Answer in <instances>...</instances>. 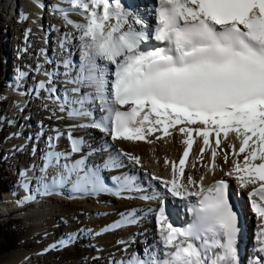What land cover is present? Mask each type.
<instances>
[{
    "label": "snow or ice",
    "instance_id": "6c2138e0",
    "mask_svg": "<svg viewBox=\"0 0 264 264\" xmlns=\"http://www.w3.org/2000/svg\"><path fill=\"white\" fill-rule=\"evenodd\" d=\"M67 2L68 9L54 7L80 32L81 59L75 75L71 61H64L66 83L75 86L56 95V100L59 110L69 117L92 118L70 128H99L114 140L144 141L156 131L169 136L170 129L179 125L184 137L179 166L166 160L171 163L172 179L162 183L173 197L198 198L188 208L194 220L186 228L174 227L161 209L156 222L162 257L149 261L134 258L128 264H238L240 229L228 183L221 179L190 190L189 185L196 181L187 176L184 183L181 177L195 142L193 133L203 139L198 159L211 148L212 167L221 135L225 140L234 135L239 149L229 146L234 156L244 154L243 163L233 160L227 175H235L241 187L253 186L248 193L252 209L264 221V0H156L153 20L127 10L120 0ZM73 10L83 15L85 22L71 20L67 12ZM25 75L18 70L17 79ZM44 87L41 81L37 90ZM83 88L90 91L82 92ZM47 91L56 93V88ZM97 105L106 113L100 120L94 118ZM197 124L202 127H190ZM54 133L48 138L37 177L40 195L67 188L71 193L110 192L119 197L140 190L128 177H112V185L106 182L102 170L120 167L116 159L109 158L102 165L88 164L86 156L71 161L73 153L82 151L84 139L69 131L70 150L57 151L55 141L63 133L55 129ZM210 134L216 137L215 147ZM124 155L140 163L139 157ZM23 186L27 190V184ZM34 198V194L24 197ZM121 221L135 224V210L122 214ZM258 239L259 252L264 253V223Z\"/></svg>",
    "mask_w": 264,
    "mask_h": 264
},
{
    "label": "rangeland",
    "instance_id": "374dc122",
    "mask_svg": "<svg viewBox=\"0 0 264 264\" xmlns=\"http://www.w3.org/2000/svg\"><path fill=\"white\" fill-rule=\"evenodd\" d=\"M15 1H16L17 7H18L19 11H21V13H19V12L15 13L14 12V14L12 13V14H10L8 16L4 12H1V14H0V85L3 84L6 81L7 76L10 75V72H14V74H15V66H13V65H15V63H17L15 61L16 59L18 61L21 56L23 58H25V57L26 58L27 57L28 58L29 57L38 58V56H39V47L41 46L40 43H39V39L36 36L37 32L35 31V28L33 27V22H32V19H31V15H29V13L25 14L24 10L26 8L24 9L23 7H21V6L24 5V3H23L24 0H15ZM14 3L15 2H12V0H0V8L3 7V9L11 11L12 10L11 7L14 6ZM18 17H20V18H18ZM49 18H52V17L49 16V15L45 16L46 22L49 20ZM64 21H66V20H64ZM69 25L67 27V23L64 24L62 22V29H64L66 31L68 28L73 26L71 24H69ZM49 26L51 27V25H49ZM53 28H54L53 32L55 30H57L55 25H54ZM58 28H59V26H58ZM61 31H60V33H61ZM53 32L51 31V34L54 36L55 33H53ZM29 36H30V38H29ZM56 36H58V38H59V29H58V34ZM72 38L73 37H71V39L70 38L69 39L72 40ZM15 41H17V42H15ZM17 46H18V48L16 50ZM55 50L57 52L56 48H55ZM17 52L20 53V54L18 55ZM53 55H55V53ZM23 58H21V60ZM76 58H77V60H80L79 56H77ZM2 59H4V63H3ZM33 62L35 63V67H37V66H39L41 64L40 62H38V59L34 60ZM4 66L6 68V72L5 73H4V70H3ZM13 68H14V71H13ZM32 72L34 73V75L36 74L35 73L36 71H32ZM82 91L83 92L87 91V88H83ZM88 91H90V89ZM3 93H5V92H0V118L3 119V123H2L3 125H2L1 130H0V160L2 159L4 153H7V151H5V150L8 147L6 145V143H4L2 141V139L4 137H6V136H9L8 132L11 131L10 130L11 128L10 129L8 128L9 124L7 123L8 122V118L6 116V114L10 113L8 109L12 106L11 105V99H10V104H9V107H8L9 100H8L7 97H5L3 95ZM6 93H8V92H6ZM14 93H17V92L15 91ZM35 95L37 96V94H35ZM32 102L33 101H31V103ZM31 103H30V105H31ZM46 103L47 102H42V104H46ZM27 107H29V106L26 105V108L24 110H26L28 113L31 112V111H29V108L33 107V106L31 105L29 108H27ZM96 110H97V112H96ZM56 111H58V112H56ZM22 112L23 111H21V113ZM32 112H34V114L37 113V115L39 117V118L37 117L38 120L45 127V129H44V131H45L44 132L45 133L44 138L45 139L44 140H40V143L38 144V151H37L38 154L34 155L33 151H30V153H28V154L26 152V154H24V156H23V154H21L22 157H20V159H18L17 157L13 158L12 165L14 163H18V165L19 164L20 165L23 164V166H25L24 168H27V167H29V165L34 163V164H36V165H34V168H36L38 170L37 173L39 174L38 176H40L41 174L39 172L41 171V168L38 167V164L39 163H43V159L42 158H43L44 150L47 149V142H48V139L46 140V138H49V136H54L55 135L54 129L55 130L59 129V131L61 133H63V135L60 136L59 138H64V139L67 140L68 132L69 131H71V132L75 131V129L79 130L80 127L70 128V126L72 124L67 123L66 117L68 118L69 116L67 115L66 111L62 112L59 109L55 108L52 111L43 110V112H42L41 107L38 106V108L35 109V110L33 108ZM100 112H101V110H100V108L97 105L96 108L94 109V118L96 120L99 118V116L97 117V114L100 115ZM37 115L33 116V119H32L33 122L35 120H37L36 119ZM72 118L80 119L82 123L91 122V120H92L91 117L84 118V119L83 118H79V117H72ZM20 122H21V120H20ZM52 123H53V126H51ZM91 128L92 129H98V131H99L98 133H100L101 130H102V129H99V128L88 127V129H91ZM81 129H83L84 131L87 130V128H81ZM84 131L79 136V138H83L84 141H85L84 145L82 146V151L79 152V154L77 153L78 155L76 153H73L74 155H72L70 157L71 161L77 160L79 158V156H81V155L87 157L86 162L89 163L90 165H92V164L102 165L103 162L105 160H108L109 158L116 159L117 163L120 165V167H117L115 169L114 168H110V169H103L102 170V174L103 175H107L108 177H109L110 174H114V170L115 171L116 170L117 171H123L122 170L123 168H127V163H125L124 161H126V162H130L131 161L133 163V165H135V166L141 165V164H137L135 161L130 160L129 157L124 155V152L120 148V146L116 145L115 143L113 144L112 141H110V145L112 143L113 144V148H111L109 146V144H107V141L105 139H103L102 137L99 136L97 138L99 139L100 142H99V144H97L98 143L97 138L89 137L88 134L84 133ZM37 137H39V136H37ZM87 139H88V141H87ZM9 140H11V138L8 137V141ZM94 140L96 141L95 144H93ZM57 141L58 140L55 141V145H56ZM67 144H68V148L66 147V148H63V149H65V150L66 149H68V150L70 149V142L67 143ZM57 149H59V146H58ZM65 150H62V151L68 152V150L67 151H65ZM23 157H25L26 159L22 160ZM29 157H30L31 160H27ZM122 157H123V159H121ZM101 160H103V161L101 162ZM24 161L26 162V164H25ZM35 162H39V163H35ZM39 166H40V164H39ZM41 167H42V165H41ZM16 168H17V166L16 167H12V166L9 167L10 170H14V173H15ZM138 168H140V167H138ZM154 168L153 167L151 168L149 166H144V168H140L141 173H138L137 177H135V181L137 180V182L136 183L134 182V178H133V181H132L133 184L135 183L134 187L135 188H139L140 190L139 191H132L133 192V197H130L127 200L122 199L121 197H127L128 195L119 196L118 197L116 195L111 194L110 192H102L101 194H99L100 196H104V197H113V199L110 200L109 202L104 201V200L96 201L95 197H97L99 195L98 194H89V193L73 194L74 196L70 197L69 201H68L67 196L71 195V192H69L68 189L65 188V193L67 195H64V193H61V192L60 193H56V194H59L58 197H60V198H57V199L60 201V203H56L55 204V202H54L51 205L50 204L51 199L49 198V196H51L50 194H48V195H40L37 192V177L38 176H35L33 178V180L35 181L34 185L30 186L28 184V190H29V188H31V190H33L34 194H36V195L38 194L39 198L36 199L37 200L36 203L33 201L34 199H31L34 204L32 203L33 205H31L29 207V210L17 215V216H19V220H16L14 218V216H12V215H10L11 217L9 216L10 218H8V219H5V218L1 219L0 218V230L5 232L7 238H9L10 236L14 237L13 246H12L11 249L2 248V247H4L5 244L8 243V241L6 239L2 238V236L0 237V256H2L4 254H7L9 252H12V251H17V250L23 251V252H25V253H27L29 255L36 256V255H34L36 250L34 251V249H25V248H23V243H28V244H31L32 246H34V245L39 246L42 243V241H45V240L48 243V239L46 237H43L42 234H41L42 231H45V232L48 233V236L52 237L53 241L56 242V243H52L51 242L50 244L47 245V247L45 249H42V250H39V251L37 250L38 251L37 252L38 255L39 254L40 255L38 257H35V260H33L32 264H54V263H52V261H50V259L49 260L45 259L46 252H51V253L54 254V253H56L57 250H59V251L65 250L67 248V245L65 244L64 247H62L59 244L63 245V242L67 243L66 241L71 239L70 235H68L69 238H67V239L65 237H61V235H58V229L62 228L63 231L66 234L73 233L74 231H76L78 229V231L82 230L83 234L85 235V236L82 237V241L83 240L85 241L84 242L85 244L82 247H85L84 252H86V255L84 257L77 258L76 259V263L77 264H87V263H89V264H120L119 260L121 259L120 257L122 256V252H124L125 248H127L128 251L133 253V254L139 253V251H141L140 253L142 255L145 254V256H146L144 258V260L149 261L152 257L157 256V252L158 251H156L153 255L151 254L152 253V248H153V246H152L153 243L150 244L149 247L152 246L150 249L146 250L145 253L143 251V250H145V247L143 246L144 244L142 245V242L145 243V239L144 238L146 237L145 235L147 233L145 231H146L147 225H148L147 220L143 216L142 217H137L136 218L137 222L135 224H129V225H126V226H123V227L116 228L117 231L114 234L118 233L122 229L126 230L124 232V234L126 232L128 234L129 233L136 234L128 242H125L123 244L122 242H120L123 238H120V240H119V237L117 235H114L112 238L109 239L108 242L100 243L101 245H103V249L106 252V257H102L101 249L98 248V247L96 248V244H93L94 241L92 240V234H91V231H90L91 229L85 227V224L81 223V222H83L85 220V222L88 221V222H90L92 224H95L96 221L103 220V219H108V218H110L109 215L114 214L117 211V210L114 211L115 207H117V206L118 207L122 206L124 209H129V211H131V206L132 207H136V206H139L141 204H145L147 207H150L154 203L153 202L154 201V196H156V195H152L153 194L152 193L153 192L152 189H149L146 186H142V183L146 181V178L149 179L150 177L151 178L159 177V179H154L153 178L156 181V185L157 186L161 185V187H165L164 184L161 181L166 180L164 178L163 173L160 170H158V171L155 170ZM157 169H158V167H157ZM4 170H5L4 168H2V167L0 168V178L4 181V184L6 186L7 185L8 186L9 185L13 186V183H15L16 180L14 179V181H12V178H8L6 180L8 171H7V174H5ZM51 170L52 169H49V172ZM28 172L31 173L30 170H28ZM37 173H36V175H37ZM50 173H49V175H50ZM34 175H35V173H34ZM27 177L29 178L30 176L27 175ZM221 177L226 178L223 175H221ZM226 179L230 180L231 188L232 187L236 188L238 186L236 184L235 179L233 180V179H231L229 177L226 178ZM182 182H184V181H182ZM184 183H186V182H184ZM198 183H199V181L196 182V184H198ZM195 185H191V186L193 187ZM189 187H190V185H189ZM22 193H23V191L20 192V195ZM51 194L55 195V194H53V192ZM60 194L62 196H60ZM2 195H4V197H8V199L4 198L3 200H1L0 201L1 205H3L5 201L8 202L9 201V197L11 195L14 196L15 194H11V193L8 194L7 193V194H2ZM143 195H148L150 197L153 196V198L152 199H148V200H144V199L140 198ZM170 195H171V193H170ZM73 200H74V202L78 201L79 204L83 203V205H89V207L93 208L94 212L92 213V218H90L88 216L86 217L85 211H83V216L84 217L82 216V217H80V219L75 217V216H73V212L70 209H68V206H67V204L70 203ZM27 202L29 204L30 200L26 201V203ZM112 203H115V204H112ZM79 207H80V205H79ZM38 214H43V215H40V218L42 220H39L38 217H37V220L33 218V215H37L38 216ZM13 215H15V214H13ZM17 216H16V218H17ZM29 216H30V218H29ZM112 216H116V214H114ZM250 218H251L252 222L262 223L261 221H258V219H255L254 215L252 217L250 216ZM254 219H255V221H254ZM249 222L251 223V221H249ZM254 226L256 227V225H254ZM102 228L105 230L106 229V225L103 226ZM150 230L154 231L155 234H156V231H159V227L155 226L154 229L150 228ZM106 232H108V231L105 230V231H103V233H102V231L101 232H97L96 231L95 233L97 235H104ZM158 236H159V234H158ZM142 238H143V241H142ZM62 239H64V241ZM73 239H75V238H73ZM247 239H248V237H247ZM254 239H255V235L253 234V231H252V233H250V235H249V242H246L247 243L246 249L248 250L247 251L248 257L243 259L241 264H253V263L255 264V263H257V261L260 264L261 261H259V260L261 258H258L256 256V254H255L256 249H257V247H255L256 246L255 244H257V242H255ZM57 242H59V243H57ZM128 243L129 244L130 243H136V244L134 246L133 245H129V246L126 247V244H128ZM67 244L71 245L72 243L70 244V242H69ZM60 247H62V249ZM105 247H106V249H105ZM114 247H118L117 250H114ZM118 255H119V257H117ZM115 259H117V260L114 262ZM123 264H125V263H123Z\"/></svg>",
    "mask_w": 264,
    "mask_h": 264
},
{
    "label": "bare ground",
    "instance_id": "6f19581e",
    "mask_svg": "<svg viewBox=\"0 0 264 264\" xmlns=\"http://www.w3.org/2000/svg\"><path fill=\"white\" fill-rule=\"evenodd\" d=\"M63 1H61V2L63 3ZM65 3H67V2H65ZM32 5L33 4H31V6H30L29 3H26L25 4V8L29 12V15L30 14L31 15L34 14L33 13V10H32L33 9V6ZM2 8L3 7H1L0 9H2ZM11 9H12V7H11ZM73 11H75V10H73ZM16 12H18V11H16V8H15V13ZM19 13H21V11ZM44 19H45V17H44ZM49 19H52V18H49ZM83 19H84L83 21H85V18H83ZM72 20L74 21L75 19L73 18ZM50 24H52V23L49 21L47 23V25L49 26ZM54 25L56 26V29L59 26V28H58L59 29V38L58 39H61V41L60 42H57V44L54 47V48L57 49V52L62 51V48L64 47V48H67L66 49V52L67 53H69V52H72L73 53L72 56H71V58H70V60H73V58H76L77 56H79L81 58V47H80L81 41L78 39V37L80 35V32L77 29L73 28V26L70 27V28H68L65 31L64 29H62L61 23L60 24L59 23H56ZM36 27H38V26L36 25ZM43 27H45V26H43ZM60 31H61V33H60ZM51 35L52 34H49V36H51ZM71 37H73L72 40H70ZM29 38H30V36H29ZM41 38H43V33H42ZM47 39H48V36H47ZM61 42H63V46L59 47V44ZM17 48H18V46L16 47V50H17ZM19 54L20 53H18V55ZM39 55H40V52H39ZM21 58H23V57L22 56L20 57V59L17 61V64H20L21 61H26L25 60L26 57L23 58L22 60H21ZM2 61L4 63V59H2ZM33 68H34V66H33ZM3 70H4V73H5L6 72L5 66H4ZM54 82H56V80H54ZM38 93L41 94L40 92H38ZM40 98H42L43 100L47 101V96H45L44 94H41V97ZM31 101L32 100L30 99L28 101L29 104L27 102L26 105L30 107L31 106L30 105ZM9 104H10V101H9ZM31 104H33V102ZM26 105H25V108H26ZM29 107H27V108H29ZM33 108H35V107L34 106L33 107H30L29 108V111H32ZM55 108L57 109L58 107H55ZM25 111L26 110H24L23 112H25ZM56 112H58V111H56ZM15 115L17 116V114H15ZM15 121H16V119H15ZM26 121H27V119H26ZM16 122H18V120ZM40 124H41V122H40ZM27 125L29 126V124H27ZM40 127H43V125L41 124ZM190 127H193V128H195V127H202V125H198L197 124V125H191ZM178 128H179V125H177V127L175 129H170L171 135H169V136H164L161 131L153 132L144 141H129V140H124V139H115L114 140L111 136H108L107 135V132L101 130L102 133L101 132L98 133L99 132L98 129H92V128H91L92 130L87 128V130H85V131L83 129H81V128L80 129L78 128L79 130H76L75 129V131H72L71 133L76 138H79V136L81 135V133H83V131H84L85 134H88V136L89 137H92V138H97V137L100 136V137H102L103 139H105L107 141V144H109V146L111 148H113V144L115 143L116 145L120 146V148L123 150L124 154L127 153V154H130L132 156L139 157V159H140V163L139 164H141V165L135 166V165H133V163L131 161L130 162L124 161L125 163H127V168H123V169L121 168L123 171H117V170L115 171L114 170V172L116 173V176H120V177H130V175H132V174L141 173L140 168H144V166H149L151 168L152 167L154 168L156 166L154 168L155 170H157V171L160 170L163 173L164 178L166 180H171L172 179V167H171V163H165V161L166 160L169 161V162H173L174 161V162H176L177 166H179V160H180V157L183 154V150H184V147H185V145L182 143V140L184 139V137L178 131ZM57 130L59 131V129H57ZM37 136H39V137H37ZM44 136H45V134L33 136L32 138H35L36 141L33 142V143H29V146L33 147V145H35L34 147H35V150L37 151L38 144L40 143V140H44L45 139ZM158 136L161 137V138L160 139H157ZM193 137H194V141L195 142L193 144V147L190 149L189 156L186 159V163H185V167H184V173H185V175L183 177H181V180H182V179H186L187 176H191L194 181H196V182L199 181V183L196 184L195 186H193V188L191 190H197V189H199V187L201 185H203V186H206V185L209 186V185H211V183H212L213 180L219 178V176H221V175H223L224 177H229V178H231L233 180L235 179V181H238L236 179L235 175H232V176L227 175V173L230 172L232 170V168H233V160H237L241 164L243 163V156H244V154L241 153L239 156H234L233 155V148H231L229 146V145H235L236 150L239 149V141L236 140V138H235L234 135L230 134L229 135V138L227 140H225L223 138V136L221 135V138H220L221 139V143H220L219 147L217 148V155H216L215 161H214L215 167H212V165H213V158H212L211 148H206L205 151H204V153H203V158L202 159H198V157L201 155L200 148L203 147V139H202V137L196 136L195 133H193ZM209 139H210L211 146L212 147H215L216 146L215 145V140H216L215 135L214 134H210ZM65 140L66 139H64V138H59L58 139V141L56 143V150L57 151L65 150L63 148H66V147L68 148V144L67 143H69V140L68 139L66 141ZM97 140H98V143L97 144H99L100 141H99L98 138H97ZM87 141H88V139H87ZM110 141H112L113 144L111 143V145H110ZM95 142L96 141L94 140V143L93 144H95ZM58 146H59V149H57ZM33 150H34V148H33ZM47 150L48 149H45L44 152H46ZM67 150L68 149H66L65 151H67ZM9 152H11V150H9ZM12 153H13L12 159L15 158V157H17L18 159H20V157H22V155L20 153H18V151L16 149H13L12 150ZM36 154H38V152H34V155H36ZM72 155H74V154H72ZM81 156H79V157H81ZM126 156L128 157V155H126ZM225 156H227V160H225ZM25 159L26 158L23 157L22 160H25ZM121 159H123V157ZM27 160H31L30 157ZM102 161L103 160H101V162ZM35 163H39V162H35ZM39 164H40V166H39ZM39 164H38V167L41 168V165L43 163H39ZM34 165H36V164L33 163V164L29 165V167H28L29 168L28 170L31 171V173L28 172L29 173L28 176H30L29 178H31L30 179V182L28 183L30 186L34 185V182L35 181L33 180V178L35 176H38L39 175L37 173L38 170L36 168H34ZM23 167H25V166H23ZM138 167H140V168H138ZM157 167H158V169H157ZM50 172H49L50 175H52L53 174V170H51ZM34 173H35V175H34ZM36 173H37V175H36ZM39 173L41 174V171ZM116 176H113V177H116ZM201 177L203 178L202 180H201ZM111 179H112V177H111ZM238 183H239V181H238ZM15 184H16V181L14 183V187H15ZM251 186L252 185H249L248 187H241L240 186V190H241L242 193H245L246 192V189L249 188V187H251ZM18 189H19V192H17L14 196L11 195L9 197V201L8 202L5 201L3 205L0 204V218H5V216H8L9 217L10 215H13V214L16 215V214L23 213V212L29 210V207L34 204L31 199H30L29 204H28V202L26 203V201H28V200H25L24 199V197L28 196V194H27L28 192L31 191V193L34 194L33 190H31V188H29L30 191L29 190L27 191L22 186H20L19 188H17V190ZM22 191L24 192V193H22V196H23L22 199L17 200L18 197L20 196V192H22ZM56 193L57 192H53V194H55V195L50 194L51 196H49V198L51 199V202H50L51 205L54 202H55V204L56 203H60V201L57 199V198H60V197H58L59 194H56ZM61 193H65V189H63L61 191ZM34 196H35V198H34L33 201L36 203V201H37L36 199L39 198V196H38V194L37 195L34 194ZM72 196H74V195L71 194V195H68L67 196L68 201H69V198L72 197ZM4 198L5 199H8V197H4ZM248 198L250 199V197H248ZM112 199H113V197H104V196H100V195L97 196V197H95V200L96 201H98V200H104V201L109 202ZM22 205H24L23 208L17 210V208H20ZM79 205H80V207H79ZM67 206H68V209H70L73 212V216H75V217H77L79 219H80V217L83 216V211H85L86 217L88 216V217L92 218V213L94 212L93 211L94 209L91 208V207H89V205H83V203L82 204L81 203L79 204L78 201L77 202H74V200H73L70 203H68ZM7 208H11L12 210L11 211H4ZM128 212H129V209H124L122 206H119L117 208V211L114 213V214H116V216H112L114 214H111V215H109L110 218L96 221L95 224H92V223H90L88 221L85 222V220L83 222H81V223H84L85 224V227L91 229L90 231H91V234H92V240L94 241L93 244H96V248L98 247V248L101 249V251H102V257H106V252L103 249V245H101L100 243H102V242H104V243L108 242L109 239L112 238L114 235H117L119 237V240H120V238L125 237L128 233L126 232L124 234V232L126 230H123V229L120 230L116 234H114L115 232H112V233L106 232L104 235H97L95 232L98 229H102L101 228V225L102 226H105L106 225L105 223L108 220L109 221L112 220V219L117 220L119 218V216H122V214H127ZM40 215H43V214H38V216L37 215H33V218L37 220V217H38L39 220H42L40 218ZM254 217H255V219H258V221H261V218L258 217L257 215H254ZM29 218H30V216H29ZM252 223H254V222H252ZM244 224L246 226H248L251 223L249 222V220H245L244 221ZM255 228H256V233L258 234L260 232V227L256 226ZM150 233H152V234L149 237V234ZM41 234H42L43 237H46L48 239V243L46 242V240L45 241H42V243L39 246H36V245L32 246L31 244L23 243V248H25V249H34V251L36 250L35 253H34V255H36V256L29 255V254H27V253H25L23 251H19V250L12 251V252H9L7 254H4V255L0 256V264H32L33 260H35V257H38L40 255V254L38 255V253H37L39 250L45 249L47 247V245L50 244L51 242L52 243H56V242L53 241V238L52 237L48 236V233L47 232L42 231ZM158 234H159V231H156V234H155L154 231L149 230L146 233V235H145L146 236V239L145 238L144 239L146 240V242L144 243L143 246L145 247V245H146L147 242H151L152 241L153 248H152V253L151 254L153 255V251L156 248V251H158L157 252V256L160 257L161 254H163V249H162V245L159 243V236H158ZM239 234H241V236L243 237V238L241 237V239L239 238L240 242H241V240H242V242H241V245L237 248L238 264H241L242 261H243V259H245L246 257H248V254H247V251L248 250L246 251V248H245V244H246V242H247L248 239L246 238V234H244V232H242V233L240 232ZM58 235H61V237H65L66 239L69 238L68 235H70V238L71 239L68 240V241H66V242L67 243L70 242V244L71 243L72 244L71 245H68L67 243H64L63 242L64 239H62L63 240L62 241L63 242V245L62 244H59V245L62 246V247H64V245L66 244L67 245V248L65 250H63V251L57 250L56 253H54V254L51 253V252H46L45 251L46 252L45 259H47V260L50 259V261H52V263H54V264H71V263L73 264L74 262H75L74 264H77L76 263V259L79 258V257H84L86 255V252H84L85 247H82L85 244L84 243L85 241L84 240L82 241V237L85 236L83 234V231L82 230L81 231H78V229H77L73 233L66 234L63 231L62 228L61 229L59 228L58 229ZM73 238H75V239H73ZM255 242H257V244H255L256 245L255 247H257L256 252H255L256 256L258 258H264V253L259 252L260 240L258 239V235L256 237V241ZM57 243H59V242H57ZM62 247H60V248L62 249ZM117 248L118 247H114V250H117ZM105 249H106V247H105ZM129 253L130 252L128 251V249L125 248L124 249V252H122V256L120 257L121 258V261L124 260V262H127L128 260H131V255ZM137 254H138V257L140 255V257H141L140 260L147 261V260H144V258L146 257L145 254H143V255L141 253H137ZM117 257H119V255ZM116 260L117 259H115L114 262ZM136 260H138V258ZM259 261H261V259ZM87 264H89V263H87ZM255 264H259V262L257 261V263H255Z\"/></svg>",
    "mask_w": 264,
    "mask_h": 264
},
{
    "label": "trees",
    "instance_id": "16d2710c",
    "mask_svg": "<svg viewBox=\"0 0 264 264\" xmlns=\"http://www.w3.org/2000/svg\"><path fill=\"white\" fill-rule=\"evenodd\" d=\"M2 86V84L0 85ZM3 123V119L0 118V130H1V127H2V124ZM5 184H4V181L0 178V190L1 189H4L5 188ZM1 231V230H0ZM2 236V238L6 239L8 241L7 244L4 245V247L2 248H6V249H11L12 246H13V241H14V237L13 236H10L9 238L6 237V234L4 231H1L0 232V237Z\"/></svg>",
    "mask_w": 264,
    "mask_h": 264
},
{
    "label": "water",
    "instance_id": "95a60500",
    "mask_svg": "<svg viewBox=\"0 0 264 264\" xmlns=\"http://www.w3.org/2000/svg\"><path fill=\"white\" fill-rule=\"evenodd\" d=\"M31 113H32V112H31ZM12 133H14V131H12L10 134H12ZM15 133H16V131H15ZM9 138H10V137H9ZM11 194H15V191L12 192ZM3 199H4V195L1 196L0 201L3 200ZM11 200H12V199H11ZM17 215H19V214L14 215V218H16ZM16 220H19V216H17Z\"/></svg>",
    "mask_w": 264,
    "mask_h": 264
}]
</instances>
